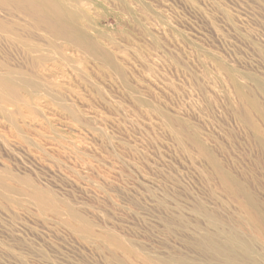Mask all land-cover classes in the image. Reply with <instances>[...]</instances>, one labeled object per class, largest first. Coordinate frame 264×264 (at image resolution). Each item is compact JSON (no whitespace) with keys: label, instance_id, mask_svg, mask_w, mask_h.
<instances>
[{"label":"rangeland","instance_id":"rangeland-1","mask_svg":"<svg viewBox=\"0 0 264 264\" xmlns=\"http://www.w3.org/2000/svg\"><path fill=\"white\" fill-rule=\"evenodd\" d=\"M65 1L108 61L0 0V264H223L264 216V0Z\"/></svg>","mask_w":264,"mask_h":264},{"label":"bare ground","instance_id":"bare-ground-1","mask_svg":"<svg viewBox=\"0 0 264 264\" xmlns=\"http://www.w3.org/2000/svg\"><path fill=\"white\" fill-rule=\"evenodd\" d=\"M23 1H26L32 14L34 13L45 24L46 30L51 34L47 41L44 40L49 46L43 48L37 43L16 35L10 36V41L21 44L25 51H30L36 58H51L58 55V52L51 49L54 44L60 41L82 46L91 54L108 61L95 39L88 38L81 29L75 26L76 17L73 13L77 12V6L74 3L71 4L65 0H17L18 3ZM22 75V73L13 70L0 74L1 110L8 104L11 106L19 104L20 100L16 98V92L26 90L29 86V81ZM8 119L11 120V117L8 116ZM248 206L250 208L249 210L245 209V219L240 221L241 230L236 228L237 231L235 230L231 235L221 234L220 238L224 240L221 243L211 236H205L202 241L205 246L212 249V256L220 258L223 264H264V216L253 201ZM243 227H247V231H244Z\"/></svg>","mask_w":264,"mask_h":264}]
</instances>
